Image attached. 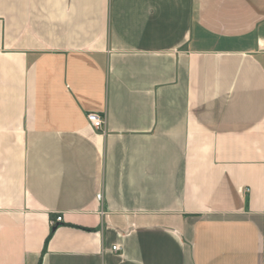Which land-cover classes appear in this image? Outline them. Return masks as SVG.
I'll use <instances>...</instances> for the list:
<instances>
[{
    "label": "crops",
    "instance_id": "0c3cea01",
    "mask_svg": "<svg viewBox=\"0 0 264 264\" xmlns=\"http://www.w3.org/2000/svg\"><path fill=\"white\" fill-rule=\"evenodd\" d=\"M0 264H264V0H0Z\"/></svg>",
    "mask_w": 264,
    "mask_h": 264
},
{
    "label": "built area",
    "instance_id": "2783aa9c",
    "mask_svg": "<svg viewBox=\"0 0 264 264\" xmlns=\"http://www.w3.org/2000/svg\"><path fill=\"white\" fill-rule=\"evenodd\" d=\"M87 119H88L89 123L92 125V127L95 130L105 131L106 120L101 114L89 113V114H87ZM97 199L99 201H101L102 200V195L98 194L97 195ZM62 221H63V218L61 216H59L56 220L51 222V225L54 227L57 224L61 223ZM112 250L114 252H118V251H120V248H119V246H113Z\"/></svg>",
    "mask_w": 264,
    "mask_h": 264
}]
</instances>
